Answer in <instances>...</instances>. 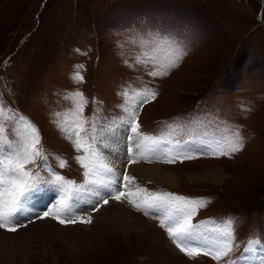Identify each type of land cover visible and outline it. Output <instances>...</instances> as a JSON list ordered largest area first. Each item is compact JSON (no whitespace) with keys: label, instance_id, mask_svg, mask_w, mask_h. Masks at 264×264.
<instances>
[{"label":"rangeland","instance_id":"1","mask_svg":"<svg viewBox=\"0 0 264 264\" xmlns=\"http://www.w3.org/2000/svg\"><path fill=\"white\" fill-rule=\"evenodd\" d=\"M156 33L177 36L185 48L167 76H149L152 64H135L153 46ZM78 70L82 82L72 79ZM145 85L156 91L157 100L137 109L142 132L159 135L185 129L196 139H211L225 128H238L244 147L231 156L190 151L196 158L181 156L172 164L137 162L182 174L218 167L226 174L220 184L181 176L174 187L139 174L137 182L151 191L208 198L194 223L209 217L236 221L239 247L222 264L236 260L250 237L259 242L257 249L264 248V0H0V94L37 126L45 149L67 161L61 169L49 157L66 178L83 180V169L74 159L77 152L53 123L54 113L73 106L65 96L83 93L85 117L99 110L104 117L116 118L122 115L120 93ZM90 126L89 120L85 127ZM192 140L179 151L197 147ZM123 159L118 166L122 170L129 166L127 157ZM131 165L128 171L134 175ZM40 174L47 177L43 170ZM48 196L52 199L47 202ZM35 199L28 203L34 207L27 206L35 213L55 203L51 193ZM121 203L128 205L110 199L99 211L82 207L77 214L91 215L90 224L62 225L26 213L32 218L21 217L24 226L15 233L0 229L20 239L19 244L8 242L11 251L0 250V264H217L210 256L189 259L174 244L173 251L159 218ZM120 210L155 225L166 240L117 237L107 221ZM247 264L258 262L253 258Z\"/></svg>","mask_w":264,"mask_h":264},{"label":"snow or ice","instance_id":"2","mask_svg":"<svg viewBox=\"0 0 264 264\" xmlns=\"http://www.w3.org/2000/svg\"><path fill=\"white\" fill-rule=\"evenodd\" d=\"M184 53L185 48L177 36L156 33L153 46L138 56L135 64H152L154 70L148 73L149 76H167ZM128 66L134 67L133 64ZM77 67L79 69L83 65ZM72 79L82 82L84 78L78 70ZM120 95L124 101L119 105L122 115L116 118L104 117L99 110L90 118L85 117L87 100L79 91L65 96L66 100L72 101V108L64 113H54L56 120L53 123L72 144L77 152L74 159L83 169V180L77 182L55 170L49 163L50 156L61 169L67 167V161L48 152L37 126L9 106L0 94V229L15 233L24 226L20 223L21 217L32 218L25 215L32 212L27 207L29 201L49 193L56 197L55 203L45 205L47 210L41 213L32 212V216L37 219L51 217L62 225L92 223L91 215L85 218L77 214L82 206L99 211L110 199L126 200L146 216L159 218V226L186 257L210 256L217 264H222L224 258L230 257L239 247L235 236L236 221L209 217L194 223L193 217L207 206L208 198L151 191L141 186L127 168L121 170L110 157L126 156L131 165L140 160L172 164L181 156L189 160L196 158L189 154L190 151L217 157L231 156L244 147L239 129L225 128L219 136L211 139L193 138L197 147L182 153L179 151L180 141L173 142L168 138L172 133L153 135L141 131L137 109L156 98L155 90L147 85L129 87ZM89 120L91 126L85 127ZM9 132L16 137L15 140L9 139ZM41 170L47 173V177L40 174ZM258 243L250 237L241 255L236 260L229 259L227 264H247L253 258L258 264H264V248L257 249Z\"/></svg>","mask_w":264,"mask_h":264},{"label":"bare ground","instance_id":"3","mask_svg":"<svg viewBox=\"0 0 264 264\" xmlns=\"http://www.w3.org/2000/svg\"><path fill=\"white\" fill-rule=\"evenodd\" d=\"M155 100H157V99H155ZM145 108L146 107H144V110H145ZM110 158L113 160L114 163L117 164V166L120 165L122 160L124 161L123 156H114V157H110ZM140 161L148 162L146 160H140ZM152 163H160V162H158L156 160H152ZM134 164H132V165H134ZM132 165H131V167H133L134 168L133 170L136 171V173L133 176L136 177L137 174H139L140 176H143V177L148 178V179H153L156 182H159L161 184H167V185L174 186V187L177 186V183L180 180L181 176H183L186 179H189L190 181H194V180L195 181H209V182H212L214 184H220V182H222L224 180L225 175H226L224 173V171L218 167L203 168L200 171L187 172V173L182 174V173H177L173 168L162 167L161 165H156V164L143 165V164L137 163L134 166H132ZM128 168H130V165L127 166V169ZM50 199H52V198H49V196H48L47 202ZM55 199H56V197H55ZM31 202H33V201H31ZM33 203L38 204L37 199H35V202H33ZM41 203L38 206H40ZM121 204L123 206H125L126 208H128L129 204L128 205H127V203L126 204L121 203ZM27 206L28 207H34L33 204H28ZM82 207L84 208L85 206H82ZM131 213H129L126 210H120V211L112 212L109 220L107 221L111 224V228L109 231H111V233L114 232V234H116L117 237H119V238L122 237V239H124V240H127L129 238H136L139 240H143L142 242H144L146 240V238L150 239L151 237H152L151 242H154V243H157V242L161 243L162 241H164V239L166 240V237H165L166 234L165 235L163 234L165 232H163L161 229H156L155 225L150 226L149 224H147V221L144 220L142 217L139 218V217H137ZM152 229H156V230L154 231ZM15 237H12L11 234H7V233L0 231V250L3 247H5L8 251H11L12 247L10 246V244H12L14 242H17L19 244V241H20L19 238H15ZM9 241L12 243H8ZM168 242H170L169 239H168ZM172 250L176 251L174 249L173 244H172Z\"/></svg>","mask_w":264,"mask_h":264}]
</instances>
